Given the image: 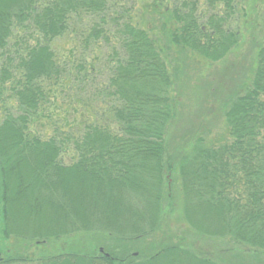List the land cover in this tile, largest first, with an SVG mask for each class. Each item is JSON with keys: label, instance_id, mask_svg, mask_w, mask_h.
<instances>
[{"label": "trees", "instance_id": "16d2710c", "mask_svg": "<svg viewBox=\"0 0 264 264\" xmlns=\"http://www.w3.org/2000/svg\"><path fill=\"white\" fill-rule=\"evenodd\" d=\"M199 2L209 11L203 20ZM108 6L109 0H0V58L17 30L29 29L32 40L16 51L14 67L8 55L0 64V95L8 83L15 101L0 122V238L18 246L0 264H264V42L246 80L241 76L219 102L226 139L207 141L199 115L181 145L170 147L178 99L162 49L223 60L239 43L230 24L235 0H173L161 11L163 47L130 17L107 21ZM81 16L98 17L86 37L92 42L107 39L104 27L114 28L119 53L106 79L109 100L100 112L66 111L74 118L69 128L53 126L41 137L32 125L49 117L67 75L52 43ZM67 152L72 162L64 164ZM175 169L174 196L164 177ZM178 202L186 230L157 235ZM81 232L95 236L90 249L46 248ZM30 243L43 251L21 254Z\"/></svg>", "mask_w": 264, "mask_h": 264}, {"label": "rangeland", "instance_id": "374dc122", "mask_svg": "<svg viewBox=\"0 0 264 264\" xmlns=\"http://www.w3.org/2000/svg\"><path fill=\"white\" fill-rule=\"evenodd\" d=\"M155 2L157 6H155ZM172 2L173 0H109L108 13L105 18L108 21L109 17L113 20H118V18L124 20L130 17L133 24L146 29L150 36L159 39L163 47L164 34L161 24L164 19L161 11L165 6L171 7ZM208 14V9L202 2H199L198 19L203 20ZM233 16L230 24L231 28H237L239 31V43L220 62L209 63L195 55L189 53H185V55L171 46L162 49V55L166 56L168 71L174 78L172 94L178 99L177 113L179 116L176 125L170 129L168 137V141L171 140L170 147L171 145L179 146L178 144L182 142L181 138H183L186 129L190 128L191 122L196 120L199 115L201 118L198 120L201 123L197 122V128L205 133L207 141L218 144L226 139V129L219 102L223 99L222 97L231 93L232 90H236L237 82L241 76H244L243 82L246 80L245 76L250 73L254 65L257 47L264 42V0H235ZM73 20L74 22L70 25L68 32L52 43V48L59 58V64L67 72V75L60 82L61 87L57 88L56 99L52 104L54 108L49 110L51 111L49 117L32 125V131L41 137H48L52 134L50 127L53 126L62 130L69 128L66 124H71L74 118L71 115L65 118L64 113L66 111H70V113H72V109L83 111L91 106L100 112L102 111V100H109V97L106 98L104 95L106 79L116 58L115 54L119 53L118 44L114 38V28L107 29L104 27L107 39L102 38L92 42L91 38L86 39V37L92 24L99 22L98 17L81 16ZM30 34L29 29H19L13 39L10 40L6 53L7 58H10L9 68L14 67L16 63V51L20 52L25 45L32 41L29 39ZM3 57L0 58V64L5 62ZM6 85V89L0 95V122L3 118L4 109H13L15 105V101L9 98V84ZM217 90L221 92L213 96L212 93L217 92ZM203 113L208 115L204 117ZM84 116L94 119L92 113H85ZM80 120L77 118V124ZM71 155V152L64 153L62 162L64 164L72 162ZM164 179L166 182L165 190L169 191L170 186L171 194L174 196L178 194L179 181L177 180L176 169L171 174H167ZM173 201L175 204V199ZM178 208L179 202L174 206V210L171 208L167 210L168 213L170 212L169 214L165 213L167 214L165 216L167 225L162 221L158 227L157 235L165 232L177 236L186 230L187 227L183 224L182 218L177 214ZM93 238L95 236L91 233H75L67 238L48 243L46 248L48 251L54 252L72 246L74 251L80 252L90 249L92 244L95 245L96 239ZM146 239L148 240L147 237ZM107 240L105 241L108 245L114 244L113 240L108 238ZM150 240L146 243H151ZM192 240L191 237L187 239L190 242ZM0 245L4 247L3 253L0 252V258L11 255V251L14 250L13 247H18L10 240H2L1 238ZM140 245L134 244L136 249H140ZM148 247L150 246L148 245ZM99 250L104 252L101 248ZM41 251L43 248H36L33 243H30L21 250V254L28 253L36 256ZM129 253L137 255L134 248Z\"/></svg>", "mask_w": 264, "mask_h": 264}, {"label": "water", "instance_id": "95a60500", "mask_svg": "<svg viewBox=\"0 0 264 264\" xmlns=\"http://www.w3.org/2000/svg\"><path fill=\"white\" fill-rule=\"evenodd\" d=\"M101 251V250H100ZM107 255V254H106Z\"/></svg>", "mask_w": 264, "mask_h": 264}]
</instances>
